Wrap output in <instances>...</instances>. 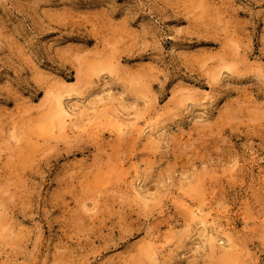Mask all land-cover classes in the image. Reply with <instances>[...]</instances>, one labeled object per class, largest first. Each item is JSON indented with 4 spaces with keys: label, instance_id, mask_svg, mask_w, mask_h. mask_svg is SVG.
Returning a JSON list of instances; mask_svg holds the SVG:
<instances>
[{
    "label": "rangeland",
    "instance_id": "374dc122",
    "mask_svg": "<svg viewBox=\"0 0 264 264\" xmlns=\"http://www.w3.org/2000/svg\"><path fill=\"white\" fill-rule=\"evenodd\" d=\"M0 264H264V0H0Z\"/></svg>",
    "mask_w": 264,
    "mask_h": 264
},
{
    "label": "bare ground",
    "instance_id": "6f19581e",
    "mask_svg": "<svg viewBox=\"0 0 264 264\" xmlns=\"http://www.w3.org/2000/svg\"><path fill=\"white\" fill-rule=\"evenodd\" d=\"M188 92V91H187ZM186 92V93H187ZM184 93V92H183ZM189 94H190V92H188ZM187 93V94H188ZM62 96H63V94L62 93H58L57 94V96H56V100H55V108H53V110H54V113H53V123H54V126H56V127H59V128H61L62 130H66L67 128H69L68 127V123H71V124H73V126L74 127H78L79 128V126L81 125V127H82V124H83V126L84 127H86L87 128V126L88 125H90V121L91 120H93V119H91V117H93V116H86L85 115V112H83V114L85 115V116H83V117H80V116H78V115H81V114H79V113H77L76 111H74V109H72L73 107H71V108H69L66 104H64V102H63V100H62ZM185 96V95H184ZM189 96V95H188ZM191 96V95H190ZM186 97V96H185ZM186 98H188V97H186ZM190 98V97H189ZM91 110H92V108H91ZM93 110H94V108H93ZM53 112V111H52ZM76 112V113H75ZM88 112V111H87ZM89 114H90V112H88ZM88 113H86V114H88ZM117 113V112H116ZM116 113H114V114H116ZM78 114V115H77ZM104 114L105 113H103L102 115L104 116ZM108 114H110V113H108ZM113 114V113H112ZM92 115V114H91ZM50 116H52V114L50 115ZM79 118H78V117ZM99 116H101L100 114L98 115V117ZM120 116V115H119ZM95 117V116H94ZM114 118H115V115L113 116ZM121 117V116H120ZM96 118H97V115H96ZM116 118H117V116H116ZM119 118V117H118ZM123 118V117H122ZM127 119V118H126ZM111 120H113V119H111ZM129 120L130 119H127V121L129 122ZM137 120V119H136ZM136 120H134L133 122H136ZM120 121H122V120H119V123H121ZM116 122H118V121H116ZM132 122V123H133ZM146 122V121H145ZM127 123V122H126ZM132 123H131V125H132ZM138 123V122H137ZM136 123V124H137ZM52 124V123H51ZM122 125V124H121ZM124 125V124H123ZM126 125V128L124 127V128H119V132H124V131H128V130H126L127 128H128V125L129 124H125ZM146 125V124H145ZM149 126H150V124H148ZM91 126V125H90ZM116 126V125H115ZM118 126V125H117ZM89 127V126H88ZM137 127H140L139 125L137 126L136 125V128ZM73 128V127H72ZM130 128V127H129ZM149 128V127H148ZM82 129V128H81ZM88 129V128H87ZM118 129V128H117ZM123 129H125L124 131H123ZM132 129V128H131ZM144 129V128H143ZM72 130V129H71ZM73 130H74V128H73ZM86 130V129H85ZM90 130V129H89ZM88 130V131H89ZM93 130V129H92ZM114 130V129H113ZM48 131H49V129H48ZM81 131V130H80ZM87 131V132H88ZM45 132H47V129H46V131ZM90 132V131H89ZM94 132V131H93ZM74 133V132H73ZM91 133V132H90ZM96 133V132H95ZM96 135H98V134H96ZM193 211V210H192ZM200 212V211H199ZM202 213V212H201ZM206 216V215H205ZM201 220V219H200ZM198 221V220H197ZM200 222V221H199ZM214 223V221H211V219H210V221L208 220V218L206 217V218H203L202 220H201V222L200 223H202L203 225H204V230L205 231H208V233L207 234H210V230H211V233H212V230H216V227L213 225V226H210L209 225V223ZM202 225V226H203ZM200 227V226H199ZM200 230V229H199ZM204 230H203V233H205L204 232ZM215 232V231H214ZM211 235V234H210ZM215 233L213 234V237H214V239L216 240V238H215ZM209 236V235H208ZM206 237H207V235H206ZM228 237V236H227ZM230 237V236H229ZM228 237V241H229V243L231 242V237L229 238ZM208 240H209V238H208ZM207 240V241H208ZM226 240V239H225ZM205 241H206V238H205ZM213 241V240H212ZM233 241V240H232ZM233 242H235V241H233ZM225 243H227V242H225ZM232 243H230V245H231ZM228 245V244H227ZM235 245H236V243H235ZM233 245H231V247H232ZM237 246V245H236ZM227 248V247H226ZM230 248V247H229ZM236 249V248H235ZM232 250V249H231ZM234 251V250H233ZM236 251V250H235ZM231 252V251H230Z\"/></svg>",
    "mask_w": 264,
    "mask_h": 264
}]
</instances>
